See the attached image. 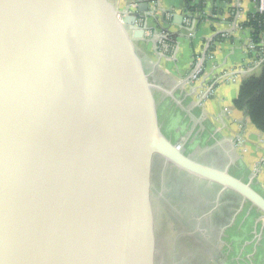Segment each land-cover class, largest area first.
I'll use <instances>...</instances> for the list:
<instances>
[{
    "label": "water",
    "instance_id": "water-1",
    "mask_svg": "<svg viewBox=\"0 0 264 264\" xmlns=\"http://www.w3.org/2000/svg\"><path fill=\"white\" fill-rule=\"evenodd\" d=\"M165 14L187 29L200 18ZM154 16L147 2L120 14L107 0H0V264H155L154 160L264 219L250 180L161 131L132 39Z\"/></svg>",
    "mask_w": 264,
    "mask_h": 264
},
{
    "label": "crops",
    "instance_id": "crops-1",
    "mask_svg": "<svg viewBox=\"0 0 264 264\" xmlns=\"http://www.w3.org/2000/svg\"><path fill=\"white\" fill-rule=\"evenodd\" d=\"M107 1L120 14L135 10L139 2H147L150 9L156 10V16L147 20V26L155 28L156 32L147 30L143 37L132 39L147 68L150 81L156 85L153 95L158 124L164 135L177 142L184 153L191 157H194L191 152L200 147L192 149L187 144L192 141L203 144L202 148L206 147V150H202V153H210L208 155L216 162L212 165L227 166L232 175L244 181L250 180L252 186L264 195V133L257 130L248 117H244V112L233 105L242 79L258 73L264 65V31L260 33V39L255 41L252 29L247 25L249 15L257 10L256 1L201 0L202 3L193 12L186 8L184 0ZM192 2L196 4L199 0ZM162 11H166L165 19L169 22L172 21L173 13H192L194 17L199 15L200 18L192 29H187L185 27L192 25L191 18L183 20L184 27L175 22L168 25L160 20ZM186 19L190 20L189 23H186ZM163 33L168 37L164 39L169 46L168 50L158 43V37ZM251 43L256 44L255 48L250 47ZM205 53L213 56L205 60L201 78L191 80L189 76L195 57ZM221 73L230 76L228 79L215 81ZM207 88L212 93L202 99L200 91ZM197 94L201 101H195ZM166 118H169L168 123ZM235 159L242 164L241 172L244 176L230 169ZM156 191L159 193L157 189ZM224 193L230 194L233 199L225 198ZM217 196L215 194L211 205L214 206L215 203L213 209L217 207L213 223L207 227L198 225L196 233L185 231L180 235L181 240L190 243L195 251L184 249L179 259L173 258L170 264H264L262 214L244 203L251 208L253 223H257V229L250 228L247 233H220L221 227L235 213L236 197L228 190L221 192L220 198ZM164 203L172 215L178 213L169 203ZM158 261L159 264L160 261L163 262L162 254ZM158 261L155 251V264Z\"/></svg>",
    "mask_w": 264,
    "mask_h": 264
},
{
    "label": "rangeland",
    "instance_id": "rangeland-1",
    "mask_svg": "<svg viewBox=\"0 0 264 264\" xmlns=\"http://www.w3.org/2000/svg\"><path fill=\"white\" fill-rule=\"evenodd\" d=\"M194 80H197V79H194ZM210 93H212V90L210 91ZM196 96H197V98H195V101L197 102V100H200L199 99L200 96L198 94ZM206 98H207L206 96L202 97V99H206ZM166 122L167 123L169 122V118L168 119L166 118ZM187 146H190V148H192V149L193 148L195 149V147H200V148L195 149V152H193V151L191 152L192 155L194 156V158H196L197 160H200V161L206 162V163H211V164L216 163L214 158H212V156L208 155L210 153H208V154L202 153L203 152L202 150H206V149H204L206 147L202 148V146H204L203 144L196 143V142L192 141L191 143L187 144ZM185 148H186V146H185ZM204 152H206V151H204ZM234 161L235 162H234L233 166L231 165L230 169L234 173L241 175V176H244L243 172H241V170L243 168L242 164L240 163V161L238 159H235ZM166 169L168 170V168H166ZM167 170L164 171V169H163L164 172H166ZM158 176H159V174H158ZM158 176H157V180H158ZM184 178H186L189 181H191L192 183H194V185L200 190L213 191V197H215V194H217L219 196V198L221 197V194L218 193L219 189L217 187H214L212 185L211 186L207 185L203 181H199L196 179L194 180L191 177H187L185 175H184ZM156 189H157L156 186L153 185V183H152V189H151L150 194H151V203H152L154 215H155L154 231H155V235H156L155 237H156L157 261L160 259L161 254H162L163 262L160 261V264H170L171 263L170 260H173V258L175 260L179 259L180 253L184 249H189L191 252H194L195 250H193L191 248L190 243H185L181 240V238H180L181 230H180V226L178 224V221H177L175 215H172V213L167 209L166 204L164 203V201L162 200L161 196L156 191ZM224 194H225V198L226 197H227V199L232 198L230 196V194H227V193H224ZM234 201H235V208H236L235 211L238 208H239V211L236 213H233L231 215V216L234 215V217H235L233 223H231L229 226L225 227L223 230H220V233H225V231H236V233H247V231H249L250 228H251V230H253V229L256 230L257 229V223H253L254 218L252 216L253 212H251V208H248L244 204L241 205V203L237 199H235ZM214 206H215V203H214ZM214 206L210 207V209L207 213V215H208L207 217L204 218V215L202 216V219L200 220V223H199V227L200 226L205 227L207 225V223H209V225H211L213 223V219L215 218V212H216V208H217V207H215L213 209ZM211 209H213V210H211ZM228 222H225L223 226L227 225ZM252 225H254V226H252ZM192 247H194V246H192ZM160 252H161V254H160ZM198 256H200V255L198 254ZM157 264H159V261L157 262Z\"/></svg>",
    "mask_w": 264,
    "mask_h": 264
},
{
    "label": "flooded vegetation",
    "instance_id": "flooded-vegetation-1",
    "mask_svg": "<svg viewBox=\"0 0 264 264\" xmlns=\"http://www.w3.org/2000/svg\"><path fill=\"white\" fill-rule=\"evenodd\" d=\"M163 169L167 171L164 172ZM184 175L185 173L182 174L172 166L165 165L161 160L152 162L151 182L156 186L162 200L178 212L175 217L181 233L185 231L195 233L202 216L204 215V218L208 216L207 213L215 198L213 191L195 188L191 181L184 178ZM208 225L209 223L206 227Z\"/></svg>",
    "mask_w": 264,
    "mask_h": 264
},
{
    "label": "trees",
    "instance_id": "trees-1",
    "mask_svg": "<svg viewBox=\"0 0 264 264\" xmlns=\"http://www.w3.org/2000/svg\"><path fill=\"white\" fill-rule=\"evenodd\" d=\"M193 0H184L186 8L193 12L202 3L192 4ZM247 25L252 29L253 40L260 39L264 31V12H254L249 15ZM234 107L246 111L251 124L264 133V65L258 73H252L242 79L237 96L233 100Z\"/></svg>",
    "mask_w": 264,
    "mask_h": 264
},
{
    "label": "built area",
    "instance_id": "built-area-1",
    "mask_svg": "<svg viewBox=\"0 0 264 264\" xmlns=\"http://www.w3.org/2000/svg\"><path fill=\"white\" fill-rule=\"evenodd\" d=\"M255 1L257 3V11L256 12L263 13L264 12V0H255ZM185 18H189L190 19L189 16H186ZM189 19H186V23H189V21H190ZM138 22L140 23V20ZM158 43H160V46H162L165 50H168L169 46L164 41V39H162L161 37H158ZM255 46H256L255 43H251V45H250L251 48H255ZM212 56L213 55H211V53H205V54H203L201 56L199 55V56L195 57L189 78L192 79V80L200 79L202 74H203V71H204V62H205V60L207 58H209V57L212 58ZM228 76H230V75L227 74V73H221L220 75H218L215 78V81H221V80H224V79H228L227 78ZM210 90L211 89L207 88V89H204V90L200 91L201 95L208 97L209 95H211Z\"/></svg>",
    "mask_w": 264,
    "mask_h": 264
}]
</instances>
